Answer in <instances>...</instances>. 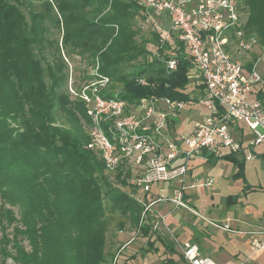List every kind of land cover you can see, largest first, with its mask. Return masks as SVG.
<instances>
[{
    "label": "trees",
    "instance_id": "obj_1",
    "mask_svg": "<svg viewBox=\"0 0 264 264\" xmlns=\"http://www.w3.org/2000/svg\"><path fill=\"white\" fill-rule=\"evenodd\" d=\"M236 2L245 35L264 45V0ZM141 11L138 0H0V264H104L109 233L150 231L149 221L140 223L143 205L129 173L105 172L84 147L85 105L69 94L62 58V52L78 55L89 65L97 58L100 74L110 79L100 91L104 98L194 100L183 47L168 71L169 46L155 32L142 35ZM43 51L51 60L43 62ZM201 156L230 161L232 178L244 180V162L235 154ZM147 245L144 251L153 242ZM167 248L162 264H184Z\"/></svg>",
    "mask_w": 264,
    "mask_h": 264
},
{
    "label": "built area",
    "instance_id": "obj_2",
    "mask_svg": "<svg viewBox=\"0 0 264 264\" xmlns=\"http://www.w3.org/2000/svg\"><path fill=\"white\" fill-rule=\"evenodd\" d=\"M143 16L142 26L159 36V44H168V57L164 60L168 71L177 65L174 56L182 46L190 60L187 72L190 96H197V104L205 107L206 115L192 122L187 131H177L181 109L192 103L162 97L141 98L136 103L123 99L104 98L100 91L110 82L97 67L92 77L79 88L69 80V94L85 105L88 141L84 145L102 160L108 173L121 170L129 173L130 181L143 205L140 223L153 217L152 207L170 203L206 220L189 204L186 191L204 182L190 180L189 162L202 152L207 154H242L252 160L253 148L264 143V101L255 89L263 83L256 68L258 56H251L248 67L240 56L254 53L256 38L246 36L236 0H138ZM234 50V52H233ZM234 53V54H233ZM140 83L145 84L143 79ZM244 128L251 134L244 139ZM233 132H237L235 137ZM161 186L166 194L156 191ZM158 217V216H155ZM160 221L163 217H158ZM157 220H153L156 222ZM208 223L224 231L246 233L252 253L264 252V219L252 230L233 229L228 222L209 220ZM127 240L113 253L116 264ZM180 257L184 264L221 263L201 253L191 241L180 243ZM236 264H250L247 260Z\"/></svg>",
    "mask_w": 264,
    "mask_h": 264
},
{
    "label": "rangeland",
    "instance_id": "obj_3",
    "mask_svg": "<svg viewBox=\"0 0 264 264\" xmlns=\"http://www.w3.org/2000/svg\"><path fill=\"white\" fill-rule=\"evenodd\" d=\"M242 16V15H241ZM141 33L144 36H149L150 32L144 26H140ZM53 35H56L55 30H52ZM147 47L153 52L151 44H147ZM260 44L255 48L254 53L242 54L240 58L247 64L251 63L250 58L252 55L261 53ZM234 52V50H233ZM234 54V53H233ZM41 59L43 62L51 60V55L47 51L40 52ZM62 58L64 60L65 71L68 74V83L75 85L76 88L80 87V84L88 81L94 75L90 74L96 69L99 72V62L96 58L95 62L88 64L86 59L81 58L78 55H66L62 52ZM142 60H138L141 62ZM256 68L261 73L263 78V83L255 87H262L264 91V53L258 56L256 62ZM100 73V72H99ZM264 94V93H263ZM194 100L189 105L184 106L181 109L178 124L176 126L177 131H187L193 121L206 115V109L204 106L197 104V96L193 93ZM250 132L244 128V139L248 142L251 138ZM234 136H237V132H233ZM264 148V143H261L253 148L255 154H260V149ZM190 164L192 165V172L194 173L197 182H204L205 180L212 179V183L209 186H199L190 192L191 195V205L202 216H206V220L191 218L190 212L185 211V214L181 215L178 223H170L165 221L161 223L160 221L152 222L149 224L150 231L147 235H144L137 228H130L123 231H114L109 233L107 236V242L109 246L110 253L106 257V263L104 264H115L113 261L114 251L120 244L126 243L127 240L131 239L130 243L125 245V249L120 255L121 258H127L121 261V264H162V261L168 256L169 251L167 245H172L176 254L173 257L176 260H182L180 253V242L178 237L181 231L186 228H191L194 232V236L198 239L202 247H205L207 254L211 256L219 255L220 253H225L228 255H233L236 251L238 252L239 246L241 245L240 236L238 232L224 231L213 224L208 223L209 220H215L220 222L222 216L228 214L230 208L226 204V196L238 193L241 181L238 178L233 179L230 175L234 170L233 164L225 161L218 160L215 163L207 162L201 155H195ZM106 172V171H105ZM243 176L245 180L253 185H255L256 191L252 193L249 199L259 200L264 199L263 189L259 191L260 186L264 187V159H257L256 156L253 161H245L243 167ZM233 180H232V179ZM113 181V179L111 180ZM115 186H118L121 190H126L121 183L113 181ZM135 195L139 196V192H134ZM247 201H250V200ZM210 208V209H209ZM209 209V210H208ZM16 211V208H15ZM171 210L168 211V214ZM224 213L220 218L219 214ZM184 216L191 220L197 221L196 225H191L193 223L184 220ZM220 219V220H219ZM178 224V225H177ZM242 226L239 225V230H242ZM11 228L8 229L10 231ZM147 241H152L153 246L151 249H146L148 247ZM23 244L26 245L24 242ZM204 245V246H203ZM177 248V249H176ZM6 264H16L13 260L7 259ZM264 264V262L262 263Z\"/></svg>",
    "mask_w": 264,
    "mask_h": 264
},
{
    "label": "crops",
    "instance_id": "obj_4",
    "mask_svg": "<svg viewBox=\"0 0 264 264\" xmlns=\"http://www.w3.org/2000/svg\"><path fill=\"white\" fill-rule=\"evenodd\" d=\"M258 96H262L261 98L264 101V91L262 87H258ZM260 154L261 158H257V159H264V148L260 149ZM197 155H201L197 154ZM223 155H229L227 153L224 154H216L214 156H223ZM233 155V154H231ZM258 155V154H256ZM202 157V156H201ZM236 157L238 159H242L243 162H245L246 160L244 159V157L242 156V154H236ZM193 158V157H192ZM191 158V160H192ZM190 160V162H191ZM223 160V159H221ZM252 160H247V161H253ZM226 161V160H225ZM189 162V166H190V170H189V176L188 179L193 180L196 179L194 176V173L192 172V165ZM208 162V161H207ZM217 162V161H216ZM230 162V161H228ZM231 163V162H230ZM234 170L231 173V177L234 174V172L236 171L235 166L233 165ZM244 178V176H243ZM232 179V178H231ZM241 181V186L240 189L238 191V193H235L233 195H227L226 196V204L227 206L230 208V210L228 211V214L223 215L219 214V218L222 216V220L221 221H225L228 222L230 224V226L233 229H238L239 230V225H241L243 228L240 231H250L252 230L254 227H256V225L260 224L262 222V220L264 219V199H259V200H251L249 199L252 195V193H254L256 190H253L252 188H255V185L247 182L244 178V180L242 178H238ZM197 180V179H196ZM233 180V179H232ZM249 185L250 189H245L244 187L245 185ZM260 190L261 191L263 189L264 191V187L260 186ZM156 191H158L159 193L162 194H166L167 193V189L166 188H162L161 186L156 187L155 188ZM194 189H188L186 191L187 196H188V200H189V204L191 205V195L190 192L193 191ZM228 196H233L236 197L237 199H230V201L227 202V197ZM250 201H247V200ZM193 206V205H191ZM193 208V207H192ZM210 209V208H209ZM208 209V210H209ZM153 210V217L151 216V222H153V220H157L160 221V219L158 218L159 216L163 217V220L160 221L161 223H165V221H169L170 223H178L179 219H183L181 218L182 214H185V209H177L174 208L170 203H160V204H156L152 207ZM171 210V213L168 214V211ZM198 211V210H197ZM189 213V211H187ZM199 212V211H198ZM191 214V218H195V219H199L198 217H196L195 215ZM158 216V217H155ZM206 217V216H205ZM186 219V221H189L193 224L191 225H196L197 221L195 220H191L189 218H186V216H184V220ZM220 220V219H219ZM178 225V224H177ZM239 235L241 238V245L239 246V250L238 252H234L233 255H228L225 253H220L219 255L216 256H211L209 254L206 253L205 251V247H202V245L200 244V242H198L197 238L194 236V232L193 230L189 227V228H184L179 237L178 240L180 243L184 242V241H191L193 243H196L202 254L207 255L212 257L213 259L217 260L218 262L221 263H228V264H236L239 263L241 261L247 260L250 264H262L264 262V252H257V253H252L250 248H249V237L246 233H239L237 234ZM180 245V244H179ZM204 246V245H203ZM177 249V248H176Z\"/></svg>",
    "mask_w": 264,
    "mask_h": 264
},
{
    "label": "water",
    "instance_id": "obj_5",
    "mask_svg": "<svg viewBox=\"0 0 264 264\" xmlns=\"http://www.w3.org/2000/svg\"><path fill=\"white\" fill-rule=\"evenodd\" d=\"M257 158H261V155H256Z\"/></svg>",
    "mask_w": 264,
    "mask_h": 264
}]
</instances>
